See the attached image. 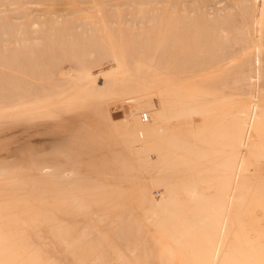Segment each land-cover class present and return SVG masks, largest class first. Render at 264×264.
Listing matches in <instances>:
<instances>
[{"label": "rangeland", "instance_id": "rangeland-1", "mask_svg": "<svg viewBox=\"0 0 264 264\" xmlns=\"http://www.w3.org/2000/svg\"><path fill=\"white\" fill-rule=\"evenodd\" d=\"M257 7L0 0V264H264Z\"/></svg>", "mask_w": 264, "mask_h": 264}, {"label": "bare ground", "instance_id": "bare-ground-1", "mask_svg": "<svg viewBox=\"0 0 264 264\" xmlns=\"http://www.w3.org/2000/svg\"><path fill=\"white\" fill-rule=\"evenodd\" d=\"M224 1V0H223ZM214 2V1H213ZM230 2V1H229ZM256 2L258 3V7H257V11H258V17H259V25L262 27V29H263V31L262 30H260V31H262V32H264V0H256ZM215 3V2H214ZM219 3V2H218ZM223 3V2H222ZM230 4V3H229ZM221 5V4H220ZM228 5V4H227ZM231 5H233V3H231ZM214 6H215V4H214ZM227 7V6H226ZM230 7V6H229ZM217 9V8H216ZM215 9V10H216ZM229 9V8H228ZM225 10V9H224ZM223 10V11H224ZM230 10V9H229ZM220 11V10H219ZM261 34V33H260ZM263 36H264V33H263ZM261 37V36H260ZM264 38V37H263ZM264 40V39H263ZM259 50H261V47H259ZM250 127H251V125H250ZM249 127V128H250ZM253 127V126H252ZM252 127H251V129H252ZM251 132V131H250ZM248 133L247 134V136H246V138L243 140V149L241 150V155H240V161H241V164L240 165H244L243 167H245L246 166V164H245V162H246V159L247 158H249L250 157V155L253 153L252 152V150H251V148L249 147V140H250V134L251 133ZM157 140V139H156ZM204 144V143H203ZM160 153V152H159ZM207 167V166H206ZM230 170V169H229ZM241 171V170H240ZM200 172H201V170H200ZM225 173H229V171L227 170ZM202 174V173H201ZM244 176V175H243ZM229 178H230V176H228ZM242 177V176H241ZM224 178V177H223ZM240 179V178H239ZM228 180V179H227ZM243 180V179H242ZM227 183V182H226ZM234 189H236V188H234ZM233 190V189H232ZM237 190V189H236ZM232 193V192H231ZM233 193H234V191H233ZM235 194V193H234ZM231 195V194H230ZM238 197V196H237ZM232 199H233V197H232ZM238 199H240V198H238ZM232 202V201H231ZM230 202V203H231ZM233 205V204H232ZM232 207V206H231ZM230 208V207H229ZM230 213V212H229ZM228 218V217H227ZM224 219V218H223ZM229 219V218H228ZM227 221V220H226ZM226 223V222H225ZM229 223V222H228ZM227 223V224H228Z\"/></svg>", "mask_w": 264, "mask_h": 264}, {"label": "built area", "instance_id": "built-area-1", "mask_svg": "<svg viewBox=\"0 0 264 264\" xmlns=\"http://www.w3.org/2000/svg\"><path fill=\"white\" fill-rule=\"evenodd\" d=\"M141 118H142V120H144V122H147L148 121V114H143Z\"/></svg>", "mask_w": 264, "mask_h": 264}]
</instances>
